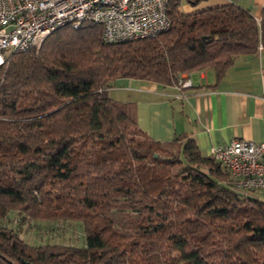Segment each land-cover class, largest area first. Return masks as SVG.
<instances>
[{"label": "trees", "instance_id": "trees-1", "mask_svg": "<svg viewBox=\"0 0 264 264\" xmlns=\"http://www.w3.org/2000/svg\"><path fill=\"white\" fill-rule=\"evenodd\" d=\"M122 42L102 27L55 29L0 70V264H264V198L185 132L156 141L134 101L108 94L119 78L176 84L264 47L260 20L236 3L185 13ZM199 0H189L195 5ZM76 221L81 244L29 243L8 223Z\"/></svg>", "mask_w": 264, "mask_h": 264}, {"label": "crops", "instance_id": "crops-1", "mask_svg": "<svg viewBox=\"0 0 264 264\" xmlns=\"http://www.w3.org/2000/svg\"><path fill=\"white\" fill-rule=\"evenodd\" d=\"M225 3L239 4L254 17L264 11V0H199L195 5L182 0L180 8L190 13ZM188 76V88L119 78L108 94L134 101L137 125L156 141L185 132L204 155L212 145L233 138L264 141V47L253 55L238 56L219 79L209 68Z\"/></svg>", "mask_w": 264, "mask_h": 264}, {"label": "built area", "instance_id": "built-area-1", "mask_svg": "<svg viewBox=\"0 0 264 264\" xmlns=\"http://www.w3.org/2000/svg\"><path fill=\"white\" fill-rule=\"evenodd\" d=\"M168 1L0 0V70L12 53L38 49L62 26L99 24L102 40L108 43L156 35L170 25ZM176 85L188 88V74H183ZM209 155L230 171L239 191L264 192V141L233 138L226 144L212 145Z\"/></svg>", "mask_w": 264, "mask_h": 264}, {"label": "rangeland", "instance_id": "rangeland-1", "mask_svg": "<svg viewBox=\"0 0 264 264\" xmlns=\"http://www.w3.org/2000/svg\"><path fill=\"white\" fill-rule=\"evenodd\" d=\"M8 223L19 229L23 239L29 243L63 242L81 244L82 228L76 221L35 222L24 220L19 222L15 212H10Z\"/></svg>", "mask_w": 264, "mask_h": 264}, {"label": "water", "instance_id": "water-1", "mask_svg": "<svg viewBox=\"0 0 264 264\" xmlns=\"http://www.w3.org/2000/svg\"><path fill=\"white\" fill-rule=\"evenodd\" d=\"M24 264H32V263H30V262H27V261H24Z\"/></svg>", "mask_w": 264, "mask_h": 264}]
</instances>
